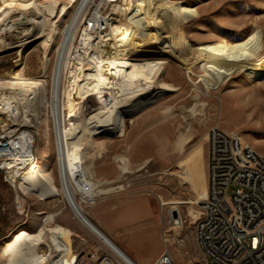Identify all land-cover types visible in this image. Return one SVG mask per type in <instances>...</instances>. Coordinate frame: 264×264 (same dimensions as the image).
<instances>
[{
	"label": "rangeland",
	"instance_id": "374dc122",
	"mask_svg": "<svg viewBox=\"0 0 264 264\" xmlns=\"http://www.w3.org/2000/svg\"><path fill=\"white\" fill-rule=\"evenodd\" d=\"M55 1L61 5L68 3V0H36V11L44 16L45 3ZM168 1H182L199 11L197 17L186 23L169 12L153 11L159 18L160 35L172 40L174 50L186 61L194 60L195 48L199 44L223 39L236 41L255 31L264 38V0ZM80 2L76 0L65 14H60L59 6L54 20L56 31H49L48 28L42 38L30 37L23 41L14 33L8 39L11 44L0 49V85L7 81L6 78L21 75L46 81L45 90L34 92L29 97L28 104L32 106L27 111L28 121L23 119L13 123L16 124L14 128L34 132L37 162L40 165L49 164L58 189L55 198L40 200L23 195L16 187L12 188L4 182L0 172V213L5 222H23V226L12 235L0 238V248L11 239L20 241L24 233L21 229L37 232L42 225L59 224L72 231L73 253L78 255V251H83L81 262H86V253L95 251L98 245L114 254L83 226L62 191L51 113L59 48ZM163 4L164 0L155 1L156 6ZM19 18L25 19L24 16ZM118 18L123 19L121 15ZM82 32L81 27L75 31L68 50L71 57L76 50H82L79 40ZM91 45L85 46L86 50L97 51ZM144 48L146 50L137 52L134 57L168 61L162 79L175 89L166 91L160 99L144 106L138 113L126 114L123 129L114 125L112 131L95 133L91 127L88 128V133L84 135L83 163L89 166L95 181L105 182L104 187L112 191L98 194L91 200L76 194V199L93 222L127 253L140 246L137 234L146 226V221H143L146 205L158 225L159 239L151 232L139 251L149 257L160 248L162 253L167 245L173 264H205L195 244L194 222L199 216L198 202L207 191L208 130L218 126L226 131H237L248 144L264 153V107H259V104H264V82L249 81L244 74H235L220 89L206 90L200 81L198 67L194 68V72L183 69L180 62L163 54L157 44ZM65 72L68 74V70ZM96 106L98 103L94 97L84 98L77 105L74 119H82L87 111ZM68 121L67 113V126ZM46 133L50 142L47 147ZM180 138L187 140L183 147L177 145ZM122 166H126L129 172L123 173ZM16 206L24 212L19 214ZM174 212L182 217L180 227L173 222L176 217ZM49 214H54V221H44ZM164 239L168 241L165 243ZM45 240L47 244L42 243L38 249L42 255L50 252L48 235H45Z\"/></svg>",
	"mask_w": 264,
	"mask_h": 264
},
{
	"label": "bare ground",
	"instance_id": "6f19581e",
	"mask_svg": "<svg viewBox=\"0 0 264 264\" xmlns=\"http://www.w3.org/2000/svg\"><path fill=\"white\" fill-rule=\"evenodd\" d=\"M87 1L81 0L67 26L53 77L51 113L62 191L75 216L96 235L102 245L110 249L124 264H136L93 222L76 199L78 190L74 170L78 165H81L86 181L92 186L91 196L112 191L104 187L105 182L95 181L89 166L83 163L84 135L88 133L89 127L95 133L112 131L114 125L123 129L126 114L138 113L144 106L160 99L166 91L175 89L162 79L168 61L134 57L137 52L146 50L144 47L157 44L163 54L180 62L187 71L194 72V68L198 67L201 71L200 81L205 89L217 90L235 74H244L249 81L264 82V38L255 31L236 41L223 39L199 44L195 48L197 53L194 60L186 61V58H181L174 50L173 41L160 35L159 18L153 11L160 9L162 12H169L186 23L198 16L197 8L182 1L164 0L165 4L156 6V0H122L119 13L123 19L118 18L111 30L100 39L92 40L82 32L79 39L82 50H76L74 57H71L68 54L69 45ZM75 2L76 0H68V3L62 5L56 1L46 2L45 15L41 16L36 11V0H0V49L11 44L8 39L14 33L23 41L30 37L42 38L48 28L49 31H54L59 6L61 5L60 14H65ZM20 16L25 19H20ZM37 30L38 33L35 32ZM91 44L97 51L89 48L86 50L85 46ZM67 70L68 74L65 72ZM6 79L0 85V125L15 126V121H28L27 111L32 106L28 104L29 97L34 92L45 90L46 81L22 75ZM90 96L97 101V108L90 109L82 119L75 120L77 105ZM260 106L264 107V104H259ZM66 112L69 126L65 124ZM45 135L47 147L50 144L49 135ZM186 141L180 138L177 145L183 147ZM45 156L48 157V154ZM21 166L10 164L12 168L7 176L20 193L40 200L56 197L58 189L55 178L49 171V164L33 162L20 170ZM122 172L127 173L129 170L122 166ZM54 219V214H49L44 221ZM178 221H182L180 214ZM45 235L49 239L48 255H42L38 251L39 246L46 243ZM70 237V230L62 225H42L37 232H24L20 241L11 239L3 244L0 248V264H80L78 255L73 253Z\"/></svg>",
	"mask_w": 264,
	"mask_h": 264
},
{
	"label": "built area",
	"instance_id": "2783aa9c",
	"mask_svg": "<svg viewBox=\"0 0 264 264\" xmlns=\"http://www.w3.org/2000/svg\"><path fill=\"white\" fill-rule=\"evenodd\" d=\"M121 3L122 0H88L76 31L81 27L92 40L104 37L118 21ZM35 145L32 130L0 125V172L12 188L15 186L7 177L10 164L22 165V170L37 162ZM81 170V165L74 170L76 194L91 200L92 186ZM198 205L194 238L205 264H264V153L237 131L218 126L208 130L207 194ZM16 209L20 212L18 206ZM173 222L177 227L183 224L178 216ZM86 255L87 261L79 260L80 264H124L101 245ZM154 264H173L167 245Z\"/></svg>",
	"mask_w": 264,
	"mask_h": 264
},
{
	"label": "crops",
	"instance_id": "0c3cea01",
	"mask_svg": "<svg viewBox=\"0 0 264 264\" xmlns=\"http://www.w3.org/2000/svg\"><path fill=\"white\" fill-rule=\"evenodd\" d=\"M144 205L146 203H143ZM145 208H146V214H145V218L143 221H146V226L144 229H142V231L140 233L137 234V237L139 238V247L135 250L131 249L128 251V253L125 251V253L136 263V264H154L155 261L157 260V258L160 256L161 254V248L159 249V251L153 255H150L149 257H145L141 251H139V248L144 245V242H145V239H146V236L148 234H150L151 232L155 234V236L158 237L159 239V236H158V225L156 223L155 220L152 219V212H150L151 210L148 209L145 205ZM6 212V211H5ZM18 212V211H17ZM22 211L18 212L19 214L21 213ZM3 215H1L0 213V219H2V221H0V238H3V237H7L8 235H12L14 233V231H16L17 229H19L20 227L23 226V222L19 223V222H15V221H4V217H2ZM84 227H86L84 224H83ZM64 227V226H63ZM66 228V227H65ZM87 228V227H86ZM68 229V228H66ZM70 230V229H68ZM88 230V228H87ZM22 232H25L26 230H23L21 229ZM90 233H92L90 230H88ZM71 232V235H73L72 231L70 230ZM93 234V233H92ZM107 234V233H106ZM94 235V234H93ZM108 235V234H107ZM96 237V235H94ZM109 236V235H108ZM110 237V236H109ZM72 238V242H73V247H74V238L73 237H70ZM97 238V237H96ZM111 238V237H110ZM112 239V238H111ZM71 240V239H70ZM113 240V239H112ZM114 241V240H113ZM71 242V243H72ZM115 242V241H114ZM117 244V242H116ZM75 251V250H74ZM81 252H77L78 255L80 256L79 260L82 259L81 257Z\"/></svg>",
	"mask_w": 264,
	"mask_h": 264
},
{
	"label": "water",
	"instance_id": "95a60500",
	"mask_svg": "<svg viewBox=\"0 0 264 264\" xmlns=\"http://www.w3.org/2000/svg\"><path fill=\"white\" fill-rule=\"evenodd\" d=\"M174 216H177V213L176 212H174Z\"/></svg>",
	"mask_w": 264,
	"mask_h": 264
}]
</instances>
